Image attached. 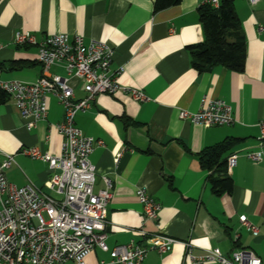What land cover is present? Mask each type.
<instances>
[{"label": "crops", "instance_id": "0c3cea01", "mask_svg": "<svg viewBox=\"0 0 264 264\" xmlns=\"http://www.w3.org/2000/svg\"><path fill=\"white\" fill-rule=\"evenodd\" d=\"M203 2L179 0L153 13L154 0H0L3 81L33 83L41 76L37 48L16 46L17 32L37 40L58 33L70 40L81 36L85 46L100 40L113 48L109 68H123L121 89L98 95L74 122L85 136L103 142L89 161L95 168L94 193L104 187L103 177L112 181L105 227L108 250L131 241L145 244L144 235L151 234L176 241L165 253L149 251L142 264H186L185 243L193 246L196 257L209 249L224 256L247 249L264 264V160L256 163L244 156L258 150V123L264 119V0L254 6L234 0L246 41L241 73L220 66L198 72L191 66L187 48L204 39L198 14ZM49 73L67 77L59 64ZM70 84L75 99H83L81 82L72 79ZM129 90L142 92L146 100L135 101ZM203 97L231 106L234 123L206 128L182 121L180 112H197ZM46 107L45 120L27 131L12 100L0 104V165L5 155L13 157L14 164L4 172L9 183L32 184L51 193L45 184L52 171L23 153L36 147L59 155L62 139L55 125L64 109L53 95L47 96ZM228 138L237 140L224 155L238 156L227 173L233 189L216 195L209 176L219 173L200 168L198 158ZM139 187L161 205L157 220L144 221L136 199ZM240 216L257 228L256 236L240 224ZM102 261H110L109 252L97 247L87 258L88 264Z\"/></svg>", "mask_w": 264, "mask_h": 264}, {"label": "built area", "instance_id": "2783aa9c", "mask_svg": "<svg viewBox=\"0 0 264 264\" xmlns=\"http://www.w3.org/2000/svg\"><path fill=\"white\" fill-rule=\"evenodd\" d=\"M254 6L258 0H247ZM220 0H204L203 4L219 7ZM202 4V5H203ZM16 46H35L41 76L33 83L3 81L0 71V90L12 100L27 131L46 118L48 95L57 98L64 109L61 122L55 129L61 136L60 153L53 156L36 147L23 150L32 159L47 164L52 171L45 188L32 184L17 187L9 183L5 171L13 164V157L4 156L0 165V264H88L87 258L94 248L109 252V262L98 264H142L149 251L165 253L175 240L162 235H144L145 244L131 241L108 250L106 240L107 206L111 199L112 181L103 177V188L94 193L95 168L89 156L103 142L87 137L76 127L74 119L92 106L98 95H112L121 87L118 77L123 68L110 71L114 50L105 42L91 40L87 46L81 36L72 40L67 34H53L37 40L28 32L14 35ZM61 65L67 77L51 75L54 65ZM72 79L81 82L85 97L75 99ZM135 101L146 100L144 94L129 90ZM182 121L199 124L206 128L231 126L234 123L232 108L221 99L203 97L197 112L182 110ZM258 150L244 156L252 162L264 160V119L258 123ZM238 156L227 158V173ZM118 159L116 158V163ZM136 199L142 207L144 221L157 220L161 205L145 189L139 187ZM240 224L253 236L258 234L255 226L245 216ZM137 233H141L137 232ZM237 238V236H235ZM186 264L215 261L217 264H261L250 250L234 249L229 256L219 249H209L201 256L192 254L193 246L184 244Z\"/></svg>", "mask_w": 264, "mask_h": 264}, {"label": "trees", "instance_id": "16d2710c", "mask_svg": "<svg viewBox=\"0 0 264 264\" xmlns=\"http://www.w3.org/2000/svg\"><path fill=\"white\" fill-rule=\"evenodd\" d=\"M178 3L179 0H154L153 13ZM198 14L204 39L201 43L187 48L191 66L198 72L208 71L215 66L236 73L243 72L246 63V41L234 0H220L218 8L203 4L198 8ZM8 100L9 96L0 90V104ZM236 141L225 139L199 154L200 168L219 173L217 177L209 176L212 191L216 195L232 192L233 182L227 175V159L224 155L233 148Z\"/></svg>", "mask_w": 264, "mask_h": 264}]
</instances>
